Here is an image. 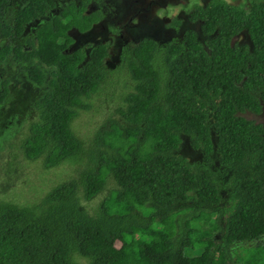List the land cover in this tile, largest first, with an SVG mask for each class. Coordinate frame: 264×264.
I'll return each mask as SVG.
<instances>
[{
	"label": "trees",
	"instance_id": "1",
	"mask_svg": "<svg viewBox=\"0 0 264 264\" xmlns=\"http://www.w3.org/2000/svg\"><path fill=\"white\" fill-rule=\"evenodd\" d=\"M53 4L0 0V62L9 57L46 86L29 105L24 159L76 174L31 203L0 199V264H230L232 254L264 264V128L241 114L264 105V5L256 16L221 2L198 10L205 35L246 27L252 52L231 48L228 33L225 46L207 40V51L192 33L122 48L133 85L120 118L79 137L73 121L116 68L105 64L104 45L65 50L67 29L90 18L74 7L42 18ZM34 18L35 40L24 31ZM8 94L3 79L0 106ZM186 144L197 159L181 154ZM103 192L86 209L83 201ZM239 249L247 257L239 260Z\"/></svg>",
	"mask_w": 264,
	"mask_h": 264
},
{
	"label": "rangeland",
	"instance_id": "2",
	"mask_svg": "<svg viewBox=\"0 0 264 264\" xmlns=\"http://www.w3.org/2000/svg\"><path fill=\"white\" fill-rule=\"evenodd\" d=\"M160 1L162 2L160 7L162 9L154 7V13L156 9L157 15L162 17L171 15L172 17H169L171 20L181 14L189 13L193 9L189 4L204 5L203 0H185L184 3H176L174 0L170 2L169 0ZM166 1L169 2L167 5H165ZM222 1L244 7L243 2L251 0ZM67 8L70 7H66L64 10ZM7 59L0 62V81L8 79L9 88L6 101L0 106V199H6L17 204H27L42 197L51 186L57 183V180L74 177L76 170L71 165L62 164L43 170L37 161L30 162L24 159L20 144L27 133V122L31 119L35 120L33 114L28 111L29 105L43 89H46V86L37 87L32 84L27 80L20 65L14 63L11 59ZM116 61L117 58L114 54L113 61L108 65L111 69L116 66V71L109 76L110 83L97 88V92L93 94V97L87 100L90 105L89 109L80 112L78 118L73 121L74 132L79 137L89 134L91 136L93 131L106 122L108 118H120L117 110L125 106L124 96L133 83L127 73L125 62ZM113 62L115 63L111 66ZM36 64L44 69V65L38 61H36ZM124 86L126 87L124 88ZM187 145H184L183 151H180L181 154L185 157L191 156L193 159H197L200 156L198 154L199 149L194 150ZM73 165L76 168L78 167V165ZM104 194L105 192L99 194L91 201H83L86 209L92 211ZM211 226L215 227V224L212 223ZM221 232V229H217L214 237L219 238ZM115 250L113 247L107 248L108 253H114ZM237 252L239 260L242 256L247 257L248 255L245 249H239ZM236 260V255L232 254L230 264H241ZM190 263L199 264L200 258L193 257L190 259Z\"/></svg>",
	"mask_w": 264,
	"mask_h": 264
},
{
	"label": "flooded vegetation",
	"instance_id": "3",
	"mask_svg": "<svg viewBox=\"0 0 264 264\" xmlns=\"http://www.w3.org/2000/svg\"><path fill=\"white\" fill-rule=\"evenodd\" d=\"M18 7H22L28 0H14ZM53 6H49L45 11V17L58 15L64 11L66 7H74L79 11V14H83L90 18L88 23H84L81 28L79 25H72L67 29V35L70 37V41L66 47V51H72L78 47H83L88 50L90 46L104 45L107 49V56L104 60L105 64L109 65L113 61L114 54L117 61L122 48L137 45L143 42L145 39H153L159 45H165L169 42H185L186 35L192 33L195 35V39L204 47L207 51L209 45H205L207 40L213 39L214 36H219L221 39L217 40L218 43H222L225 46L226 38L225 33H228V44L235 50H248L253 51V39L247 31L246 27L240 29H232L229 27L226 32L222 31L219 27H213L209 35H205L202 31V25L205 20L199 17L198 10L209 7L215 2L223 3L222 7H234L242 8L248 15H257L261 12V7L264 5V0L247 1L243 2L244 7L230 4L222 0H203L204 5H198L195 3L189 4L193 9L186 14H181L179 17L173 18L170 16L157 15L156 9H162V2L158 0H53ZM165 1V0H164ZM171 0H169L170 2ZM166 1L165 5L169 3ZM176 3H184L185 0H174ZM154 7L155 13H154ZM264 7V6H263ZM255 10V12H251ZM65 12V11H64ZM38 18H34L26 23L25 33H30L34 37L35 23ZM221 40V41H220ZM112 63L111 66L114 65ZM110 68V67H109ZM115 68V67H114ZM111 69V68H110ZM113 69V68H112ZM261 108V109H260ZM260 108L258 112L245 109L244 113H241L246 119L252 120L254 123L261 124L264 128V105L260 100Z\"/></svg>",
	"mask_w": 264,
	"mask_h": 264
}]
</instances>
